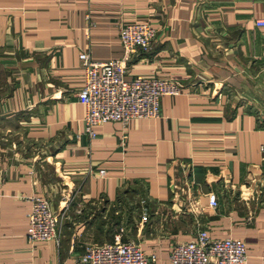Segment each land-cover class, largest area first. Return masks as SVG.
Listing matches in <instances>:
<instances>
[{
  "label": "crops",
  "instance_id": "0c3cea01",
  "mask_svg": "<svg viewBox=\"0 0 264 264\" xmlns=\"http://www.w3.org/2000/svg\"><path fill=\"white\" fill-rule=\"evenodd\" d=\"M260 17L264 0H0V264L78 259L100 244L104 204L132 183L167 211L156 227L195 218L194 230L141 242L147 253L167 261L170 245L203 227L244 240L248 264H264ZM139 20L160 31L150 50L125 59L127 78L176 81L181 92L160 98L156 118L106 122L92 136L78 98L80 53L123 59L121 26ZM35 196L61 216L55 239L31 244Z\"/></svg>",
  "mask_w": 264,
  "mask_h": 264
},
{
  "label": "built area",
  "instance_id": "2783aa9c",
  "mask_svg": "<svg viewBox=\"0 0 264 264\" xmlns=\"http://www.w3.org/2000/svg\"><path fill=\"white\" fill-rule=\"evenodd\" d=\"M255 24L264 27V17L257 18ZM159 31V26L149 20L122 25L123 59L96 61L89 53H80L84 81L78 98L86 108L84 122L90 135H96V125L106 122L128 126L135 119L156 118L160 98L181 92L182 86L176 81L145 76L127 78L125 59L139 51L150 50ZM100 174L104 175L105 171L101 170ZM208 199L211 208H218L216 192L208 193ZM32 202L28 214V241L35 244L55 239L61 215L47 197L35 196ZM149 214L142 216L141 224L149 221ZM60 264H248V250L244 240L230 236L214 238L202 227L193 238L173 243L166 262L156 253H147L140 241H121V234H117L115 241L87 244L78 259Z\"/></svg>",
  "mask_w": 264,
  "mask_h": 264
},
{
  "label": "rangeland",
  "instance_id": "374dc122",
  "mask_svg": "<svg viewBox=\"0 0 264 264\" xmlns=\"http://www.w3.org/2000/svg\"><path fill=\"white\" fill-rule=\"evenodd\" d=\"M70 199H72V197H70ZM60 200H66L65 196H62ZM70 201L71 200H69V202ZM67 203L66 201V204ZM115 203L116 205H114ZM115 203L109 206L108 202H106L104 207L97 214L99 225L97 243L104 244L113 242L117 234H121V241L135 240L144 243L157 235L165 236L179 230H194V227H192L193 221L195 220L193 214L189 216L192 219L190 218V220H187V224L183 223L184 228H174L170 226V228L167 226L156 227V224H159L156 222L162 220L161 218L166 216L167 211H164V213H162L161 210L157 211V204L147 195L146 188L143 184L135 185V183H132L124 186ZM151 210H153V212ZM147 213H150L149 216L151 215L149 221L141 224L142 216ZM152 220L154 222H152ZM201 224L202 221L196 222L195 230ZM163 262H166V260H163Z\"/></svg>",
  "mask_w": 264,
  "mask_h": 264
},
{
  "label": "trees",
  "instance_id": "16d2710c",
  "mask_svg": "<svg viewBox=\"0 0 264 264\" xmlns=\"http://www.w3.org/2000/svg\"><path fill=\"white\" fill-rule=\"evenodd\" d=\"M153 212V210H151Z\"/></svg>",
  "mask_w": 264,
  "mask_h": 264
}]
</instances>
